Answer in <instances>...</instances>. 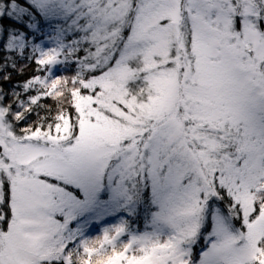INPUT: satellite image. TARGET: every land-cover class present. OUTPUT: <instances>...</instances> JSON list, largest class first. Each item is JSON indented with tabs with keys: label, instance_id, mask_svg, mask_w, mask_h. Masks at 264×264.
Instances as JSON below:
<instances>
[{
	"label": "snow or ice",
	"instance_id": "1",
	"mask_svg": "<svg viewBox=\"0 0 264 264\" xmlns=\"http://www.w3.org/2000/svg\"><path fill=\"white\" fill-rule=\"evenodd\" d=\"M0 264H264V0H0Z\"/></svg>",
	"mask_w": 264,
	"mask_h": 264
}]
</instances>
